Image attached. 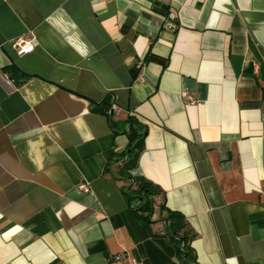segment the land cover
I'll return each mask as SVG.
<instances>
[{
    "label": "crops",
    "instance_id": "obj_1",
    "mask_svg": "<svg viewBox=\"0 0 264 264\" xmlns=\"http://www.w3.org/2000/svg\"><path fill=\"white\" fill-rule=\"evenodd\" d=\"M167 212L190 264H264V0H0V264H179Z\"/></svg>",
    "mask_w": 264,
    "mask_h": 264
},
{
    "label": "trees",
    "instance_id": "obj_2",
    "mask_svg": "<svg viewBox=\"0 0 264 264\" xmlns=\"http://www.w3.org/2000/svg\"><path fill=\"white\" fill-rule=\"evenodd\" d=\"M4 72H12L10 67H6L3 69ZM111 126L115 129L117 126L116 123H112ZM121 130H126L128 144L124 150V152L118 157L113 155L112 158L116 162H122V167L119 170V177L127 182V191L124 192L126 200L129 204L138 202L137 210L141 212L148 213L152 206V195L153 191L148 182L144 181L139 177H134L132 175V171L136 167L137 159L139 156V152L141 150V144L143 139L146 136L147 128L143 124H141L136 118L132 116H128L127 119L122 122L120 128ZM113 161V162H114ZM131 185H135L136 188L130 190ZM167 219L173 220V223L170 224V234L168 235V241L172 243L177 252V256L179 258V264H190L189 257V249L187 247V240L185 237H180L179 240H176L175 235L176 229L178 230L180 227L184 225L183 219L178 215H174L172 213L167 212ZM173 229V230H172ZM183 243V248L180 250L179 244Z\"/></svg>",
    "mask_w": 264,
    "mask_h": 264
},
{
    "label": "built area",
    "instance_id": "obj_3",
    "mask_svg": "<svg viewBox=\"0 0 264 264\" xmlns=\"http://www.w3.org/2000/svg\"><path fill=\"white\" fill-rule=\"evenodd\" d=\"M173 20H174V15L169 13L166 14V27L168 28H174V24H173ZM34 38L33 37H19L13 41H11V43L9 44V48L17 55V56H23L26 54L31 53L34 50ZM140 81H142V79H139ZM182 98L184 100V102L186 103V105H194L196 103L195 99L192 97V95L187 92V91H183L182 93ZM78 188L84 192V193H89L90 189L88 187V185L86 184H80L78 186ZM125 255H120L118 258H116V260H122L124 259Z\"/></svg>",
    "mask_w": 264,
    "mask_h": 264
},
{
    "label": "water",
    "instance_id": "obj_4",
    "mask_svg": "<svg viewBox=\"0 0 264 264\" xmlns=\"http://www.w3.org/2000/svg\"><path fill=\"white\" fill-rule=\"evenodd\" d=\"M94 104L99 105V103H94ZM182 248H183V245L181 244L180 250H182Z\"/></svg>",
    "mask_w": 264,
    "mask_h": 264
}]
</instances>
